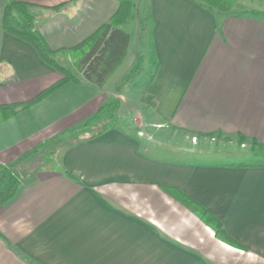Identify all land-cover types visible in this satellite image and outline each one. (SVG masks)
<instances>
[{"label": "crops", "instance_id": "0c3cea01", "mask_svg": "<svg viewBox=\"0 0 264 264\" xmlns=\"http://www.w3.org/2000/svg\"><path fill=\"white\" fill-rule=\"evenodd\" d=\"M13 1L27 5L53 50L79 45L120 6L0 0V104L25 102L62 77L31 43L5 30ZM242 1L236 13L219 14L195 0H135L133 29L124 28L131 21L121 26L131 34L128 55L103 87L67 83L0 120V166L23 176L15 197L0 205V264H264V163L194 159L219 148L241 158L237 143L255 152L256 141L264 150V8ZM135 35L148 42L155 68L122 85L146 55ZM114 99L120 108L111 127L60 147L56 167L29 169L39 146L80 128ZM152 129L182 132L201 148H170Z\"/></svg>", "mask_w": 264, "mask_h": 264}, {"label": "trees", "instance_id": "16d2710c", "mask_svg": "<svg viewBox=\"0 0 264 264\" xmlns=\"http://www.w3.org/2000/svg\"><path fill=\"white\" fill-rule=\"evenodd\" d=\"M209 10L219 13H236L234 6L238 0H195ZM120 6L111 20L102 25L96 32L86 38L79 45L61 50H53L45 39L34 29V16L27 10V5L13 1L5 11L4 28L9 33L31 43L43 61L53 67L61 74V78L48 88L41 91L36 96L22 103L0 104V120L8 119L22 110L28 109L45 98L59 90L67 83H80L87 81L98 87H103L110 77L124 63L131 42V34L121 26L136 17V2L135 0H119ZM15 12L23 16V20L13 25V21H17ZM240 13H248L252 15H262L263 12L257 10H244ZM70 54L73 61L67 65L62 64L58 56L59 54ZM143 55H138L137 62L131 71L123 78L122 85L129 82L130 79L136 77L142 71ZM120 108V100L114 99L103 105L94 119L86 122L77 130L79 133H84V129L91 128L93 125L100 126L98 133L107 130L112 126L110 122L115 121L117 111ZM76 130V131H77ZM75 131V132H76ZM80 133V134H81ZM78 135H72L73 138H78ZM91 137V136H90ZM81 138L77 141H80ZM245 137L240 135L239 140L244 143ZM254 146L262 148L263 146L256 141H253ZM68 176L73 177L71 173ZM23 176L17 171L16 167L0 166V205L10 201L15 197L21 184ZM193 203L192 200H187L186 203ZM201 216L204 220L217 230L229 242L239 245L231 236L224 230L222 224L207 211H201Z\"/></svg>", "mask_w": 264, "mask_h": 264}, {"label": "rangeland", "instance_id": "374dc122", "mask_svg": "<svg viewBox=\"0 0 264 264\" xmlns=\"http://www.w3.org/2000/svg\"><path fill=\"white\" fill-rule=\"evenodd\" d=\"M257 2H260V4L259 3L257 4ZM242 5H245L248 9H251V8H259L260 9L262 7L264 8V1L243 0ZM27 10L29 11V8H27ZM15 16L17 17V21L14 20L12 23H13V25L16 26L17 23L21 22L24 18H23V16H20L18 12H15ZM124 28L126 30H129V31L132 30L133 29V22L131 21L130 23L126 24L124 26ZM134 39H135V42H134L135 44L138 42H141L140 44H143L142 46L140 45V48H143V50H144L143 53L146 54L145 56H146L147 60H145V58H144L145 56L143 55L144 61H143L142 69L144 70L143 71L144 73L142 76L146 77L148 75V73H150L151 70H154L156 60L151 58V55L149 56V53L147 52V49L145 48V46L146 47L148 46V42H145V45H144L142 39L141 38L138 39V37L136 35H135ZM135 44L133 45V48H135ZM148 57H149V60H148ZM68 58L69 57H67V55L62 57V55L59 54V56H58L59 61L65 65L72 62ZM129 64H130V58L124 64L123 69L120 71V74H122L125 71V69H127ZM113 82H114V80L111 81V83H109V86L111 84L113 86V84H114ZM131 84L132 85L134 84L133 81L131 82ZM110 123L113 125L114 121H112ZM100 128H103V125H100V126L93 125L91 128L89 127V128L84 129V133L80 132L81 134L79 133L77 128H75L73 130L67 131L66 133H64L62 135L55 137L53 140H50L49 142H47L45 144H42L37 149V152L35 153L34 157H32L33 162L31 163V166L29 167V169L35 170V169H46L49 167H56L55 166L56 165V154L55 153L57 152V150L60 147H62L65 144L73 143L76 140H79L81 138H87L92 134L98 133ZM151 133H153L152 134L153 137L158 138L160 141L171 143L172 145L170 148H172V147H176V148L177 147H183V145H186L185 147H191L194 150L195 149L199 150L201 148L200 144L192 145L190 140L188 141L184 137V134L182 132L174 131L171 129H152ZM72 135H78L79 137L77 136L78 138H76V137L73 138V137H71ZM193 141H194V138H193ZM213 144L217 145L216 143H213ZM219 145H221V144H219ZM219 145H217V146L219 147ZM164 146H166V144ZM245 146H246L245 144H242V147H245ZM229 147H231V145H227L226 149H229ZM212 148H214V147H212ZM234 149H236L238 155L243 154V156L241 158H237V157L234 158V156L230 152H227L226 150L219 148L216 152H209L210 155H208L209 153H205L207 155H204V156L201 155V157L195 156L194 159L196 161L201 160L202 162H208V163L215 162L217 160L229 161V160H239V159H242V161L246 162V163H264V150L263 149L258 148L257 150H255V152H253L250 148L242 149L238 143H237V145L234 146ZM190 158H191V155L187 154L186 159L189 160ZM30 159L28 161H32Z\"/></svg>", "mask_w": 264, "mask_h": 264}, {"label": "built area", "instance_id": "2783aa9c", "mask_svg": "<svg viewBox=\"0 0 264 264\" xmlns=\"http://www.w3.org/2000/svg\"><path fill=\"white\" fill-rule=\"evenodd\" d=\"M194 140L196 141V138H194Z\"/></svg>", "mask_w": 264, "mask_h": 264}]
</instances>
